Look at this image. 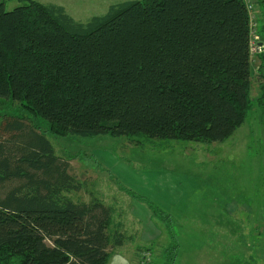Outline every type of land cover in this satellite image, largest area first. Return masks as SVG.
<instances>
[{
	"label": "trees",
	"instance_id": "obj_1",
	"mask_svg": "<svg viewBox=\"0 0 264 264\" xmlns=\"http://www.w3.org/2000/svg\"><path fill=\"white\" fill-rule=\"evenodd\" d=\"M15 1L0 2V99L49 133L212 143L243 124L252 103L244 0H129L85 22ZM260 92L264 112V84ZM38 129L24 115L0 124V264H107L131 236L102 202L67 195L82 183Z\"/></svg>",
	"mask_w": 264,
	"mask_h": 264
},
{
	"label": "rangeland",
	"instance_id": "obj_2",
	"mask_svg": "<svg viewBox=\"0 0 264 264\" xmlns=\"http://www.w3.org/2000/svg\"><path fill=\"white\" fill-rule=\"evenodd\" d=\"M16 5L7 2L5 8ZM259 25L264 27V8L254 2L252 103L243 124L222 142L56 136L44 119L8 99H0V124L5 116H30L55 154L69 159L68 173L82 183L67 195L75 202H102L124 232L140 231V210L133 206H153L149 222L156 237L150 242L131 237L125 247L135 254L131 264H264V112L257 101L264 84V34ZM116 248L109 249V260L122 254ZM138 248L144 249L139 256Z\"/></svg>",
	"mask_w": 264,
	"mask_h": 264
},
{
	"label": "crops",
	"instance_id": "obj_3",
	"mask_svg": "<svg viewBox=\"0 0 264 264\" xmlns=\"http://www.w3.org/2000/svg\"><path fill=\"white\" fill-rule=\"evenodd\" d=\"M1 1L5 2L6 4L7 2H11L15 0H0V2ZM35 1L42 3L44 5L53 4V5L61 6L63 7L66 14L72 17L75 21L85 22L94 16H100L105 14L112 5H116L129 0H35ZM136 207L133 206L135 210L137 209L136 212H139L138 210H140V231L137 230L136 234L140 236V240H142L143 242H150L156 237V235H154L156 230H154V227L149 222L152 217L149 210L150 208L148 206H136ZM120 226L122 229L124 228L123 229L124 231H126L125 230L126 227H124L123 225ZM127 234L130 235L131 237L133 235H136L133 233L129 234L128 232ZM127 242H130V240H128ZM127 242L124 245L116 248V249L121 248L122 254L120 253V254L112 255L110 260H108L107 264H129V263L131 264L132 262L131 259L133 256H135V254L132 253L129 255V251L125 249V247L127 246ZM138 249H140V253L138 254L139 256L141 254V251H143L144 249L141 248ZM128 255L130 256V260H128L129 257Z\"/></svg>",
	"mask_w": 264,
	"mask_h": 264
},
{
	"label": "built area",
	"instance_id": "obj_4",
	"mask_svg": "<svg viewBox=\"0 0 264 264\" xmlns=\"http://www.w3.org/2000/svg\"><path fill=\"white\" fill-rule=\"evenodd\" d=\"M247 6V9L249 11V13L252 11L253 6H252V0H244ZM259 47V46H258Z\"/></svg>",
	"mask_w": 264,
	"mask_h": 264
}]
</instances>
